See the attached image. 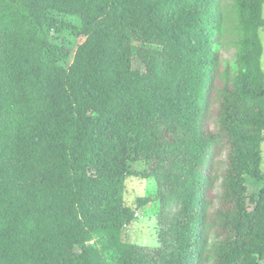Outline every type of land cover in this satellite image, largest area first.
<instances>
[{
	"label": "trees",
	"instance_id": "1",
	"mask_svg": "<svg viewBox=\"0 0 264 264\" xmlns=\"http://www.w3.org/2000/svg\"><path fill=\"white\" fill-rule=\"evenodd\" d=\"M263 4L0 0V264H264ZM71 5L97 18L61 76ZM132 157L167 244L123 239Z\"/></svg>",
	"mask_w": 264,
	"mask_h": 264
},
{
	"label": "rangeland",
	"instance_id": "2",
	"mask_svg": "<svg viewBox=\"0 0 264 264\" xmlns=\"http://www.w3.org/2000/svg\"><path fill=\"white\" fill-rule=\"evenodd\" d=\"M69 17L79 23L81 20L87 22L81 35H75L72 32H62L56 39L58 47H64L69 50L70 57L63 60L58 65H42V68L54 74L64 76L67 72L68 65L73 59L74 53L78 46L85 39L88 31L97 15L92 14L89 10H85L76 5L68 7ZM264 17V4H263ZM260 37L263 42L262 69L264 71V26L260 29ZM139 65L138 63H136ZM146 67L139 66L135 69V76L147 79H153L154 74L147 72ZM213 125V124H212ZM264 170V142L262 143ZM130 169L133 172L127 177L125 202L133 207L136 212L134 221L127 225L123 230V239L135 244L145 246H160L170 242L168 232L167 212L164 203L158 198L159 187L153 177L146 178L141 173L147 172L152 168L150 159H136L132 157L129 160ZM249 193L252 198H256L261 189L264 188V181L248 177ZM149 198L151 202L144 207H137L139 198ZM263 262V261H262ZM261 262V263H262Z\"/></svg>",
	"mask_w": 264,
	"mask_h": 264
}]
</instances>
